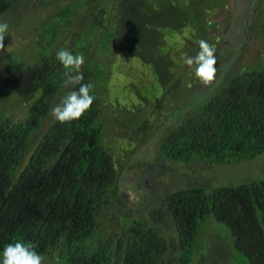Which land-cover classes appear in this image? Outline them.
Listing matches in <instances>:
<instances>
[{
    "label": "trees",
    "instance_id": "1",
    "mask_svg": "<svg viewBox=\"0 0 264 264\" xmlns=\"http://www.w3.org/2000/svg\"><path fill=\"white\" fill-rule=\"evenodd\" d=\"M25 1L0 0V18ZM162 12L179 24L161 23L157 16ZM188 21L187 12L171 0H115L107 8L97 0H68L38 30L29 56L1 61V258L5 245L23 241L62 264H192L201 223L212 218L231 231L241 256L237 263L264 264V179L169 188L150 200L146 181H134L140 200L133 207L121 190V171L135 151H122L106 133L102 114L111 92L106 91L110 74L102 55L125 52L154 69L153 89L135 87L130 93L136 100L116 109L136 124L143 107L152 106L158 115L176 95L162 42L168 33L185 34ZM62 48L85 56L83 83L94 86L90 94L95 97L82 118L64 124L50 109L59 104V95L79 85L65 87L66 70L56 59ZM157 59L163 63L156 70ZM231 67L217 85L187 100L194 108L187 112L180 106L170 114L172 122L159 130L154 157L138 151L131 156L137 171L157 159L222 164L264 154V63ZM134 80L136 86L139 78ZM121 97L115 96V104ZM150 124L145 119L134 132L145 133ZM125 133L126 148L132 138L130 130ZM139 174L146 177V172ZM168 222L167 228L161 225Z\"/></svg>",
    "mask_w": 264,
    "mask_h": 264
},
{
    "label": "rangeland",
    "instance_id": "2",
    "mask_svg": "<svg viewBox=\"0 0 264 264\" xmlns=\"http://www.w3.org/2000/svg\"><path fill=\"white\" fill-rule=\"evenodd\" d=\"M68 0H26L18 8L2 16L0 21L9 24L4 44L5 50L0 51V63L11 55L29 56L34 50L35 37L44 23H46L57 11L61 4ZM115 0H97L104 8ZM154 1V0H153ZM187 12L189 26L185 28V34L179 36L163 37V55L167 57L168 75L171 73L172 84H176L172 102H166L158 115H153V108L143 107L137 115L138 123L121 113H116L119 106H126L125 102L135 101L131 96V90L135 87H143L147 92L153 89L154 81L157 77L152 67H145L143 64L132 58L125 52H115L110 55H102L101 60L106 64V70L110 74L107 86V93L111 92V97H107L108 104L103 112V122L106 133L110 136V141L116 142L122 151L128 148L133 152L149 154L154 157L159 149V131L162 125L170 124V114L180 106L188 112L195 106L187 104V100L193 98L197 92L208 86H204L196 78L194 66L189 67L184 63L186 57H194L199 51V41H207L216 50L217 75L213 84L217 85L224 74H229L231 64H237L239 68L242 64L264 63V0H171ZM261 1V4H259ZM95 4V2H94ZM95 6V5H94ZM94 6H91L94 8ZM109 11V10H108ZM179 15L178 11H174ZM164 16V17H163ZM161 23L170 25L179 24L171 17H167L164 12L157 16ZM109 20V19H107ZM104 20V23L107 22ZM167 29V28H165ZM251 29V30H250ZM71 39L67 40L70 42ZM194 49V50H193ZM155 69H160L161 64L157 59ZM166 66H162L165 69ZM160 74L163 77L165 74ZM122 74V75H121ZM121 75V76H120ZM121 77L123 79H121ZM134 77L139 78L138 84L131 83ZM135 81V80H134ZM120 95L121 101L117 104L115 96ZM64 93L55 100L60 103ZM149 118L150 129L143 134H137L134 129L145 119ZM174 123V122H173ZM172 123V124H173ZM136 126V127H135ZM131 127L133 131H131ZM163 126L162 128H164ZM130 130L128 138H132L130 146L122 147L126 140V133ZM159 131V132H158ZM137 134V135H136ZM129 150V149H128ZM134 152V153H135ZM130 153L126 161L122 175L123 183L121 190L125 200L130 206H135L140 200V195L135 193L136 183L143 184L146 181V188L150 190L149 200L158 197L165 189H177V187L200 186L205 188H215L221 186H238L240 184L264 179V154L252 161H229L222 164H214L206 160H197L193 163H175L157 159L155 164L148 165L144 171L136 170V166L131 161ZM134 157V156H133ZM139 172H146V177L141 178ZM147 178V179H146ZM136 183H135V182ZM148 182V183H147ZM135 183V184H134ZM140 187V185L138 186ZM149 204L152 205L150 201ZM209 221V222H208ZM165 228L169 226L162 223ZM199 248L192 264H239L236 260L241 256L233 246L231 231L214 219L210 218L201 223L198 236ZM44 258V264H56L55 261ZM0 261L2 258L0 257ZM239 261V260H238ZM59 264H62L59 262Z\"/></svg>",
    "mask_w": 264,
    "mask_h": 264
},
{
    "label": "clouds",
    "instance_id": "3",
    "mask_svg": "<svg viewBox=\"0 0 264 264\" xmlns=\"http://www.w3.org/2000/svg\"><path fill=\"white\" fill-rule=\"evenodd\" d=\"M9 24L0 21V51L5 50V36ZM199 51L194 57H186L184 63L190 68L194 66L196 78L204 86H210L215 82L217 75V57L215 48L207 41L201 39ZM56 59L66 70L64 73L65 87L79 85L78 90L67 93L61 102L50 109L51 116L61 124L79 120L87 112L94 102L95 97L90 94L94 87L90 83H83L82 66L85 63L83 54L74 55L67 49H60L56 53ZM0 264H44V257L36 251V246L31 242L16 241L5 245L2 250ZM56 264H59L57 258Z\"/></svg>",
    "mask_w": 264,
    "mask_h": 264
}]
</instances>
